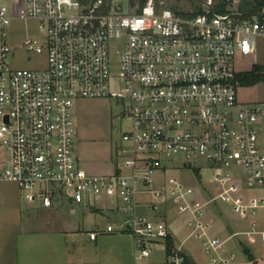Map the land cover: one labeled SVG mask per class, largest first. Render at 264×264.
I'll use <instances>...</instances> for the list:
<instances>
[{"label": "built area", "instance_id": "1", "mask_svg": "<svg viewBox=\"0 0 264 264\" xmlns=\"http://www.w3.org/2000/svg\"><path fill=\"white\" fill-rule=\"evenodd\" d=\"M24 2L18 13L0 0V182L16 183L25 201L43 208L62 196L85 209L114 198L121 219L89 238L131 235L135 264L157 251L164 264H194L184 251L190 238L201 243L207 264H231L225 241L210 235L209 206L221 201L241 219L264 210V198H236L244 188L264 189V101L240 103L234 67L264 37V0ZM18 22L32 25L22 30ZM19 49L44 54L46 68L15 67ZM85 99L121 106L130 123L118 151L130 155L128 171L92 175L79 164L73 108ZM169 163L219 191L168 174ZM139 195L149 196L145 205L155 216L138 212ZM170 202L185 218L179 242L167 220ZM251 226L247 233L264 243V228Z\"/></svg>", "mask_w": 264, "mask_h": 264}, {"label": "rangeland", "instance_id": "2", "mask_svg": "<svg viewBox=\"0 0 264 264\" xmlns=\"http://www.w3.org/2000/svg\"><path fill=\"white\" fill-rule=\"evenodd\" d=\"M8 4L15 12L22 13L24 9V0H1ZM30 25H25L22 22L16 23V28L27 29ZM22 36L12 40L13 44L21 42L24 39L25 32H21ZM29 34H36L31 28ZM255 55L251 59L238 56L234 60V67L239 73L250 71L253 66L264 67V37H256ZM15 67H28L34 70H42L46 68V56L44 54H29L24 49H19L13 58ZM238 98L242 104H253L264 101V82L254 86L240 85L238 90ZM73 120L75 126V151L76 156L83 164H93L96 167L112 158H117L116 149L122 144V134L129 127V120L122 119V108L119 103L114 100L106 99H85L75 103L73 108ZM130 158L129 154H123V159ZM180 156L174 157L172 160L180 161ZM170 168L168 174L177 176L181 180L190 184L194 188L201 191L202 188L212 191L216 194L219 187L207 180H202L199 183L196 173L192 170L180 168L179 165L169 163ZM85 168V167H84ZM23 190L13 182H0V253L2 255H11L12 242L20 234L24 235L30 231L36 232H58L65 230L72 239L73 232H82L95 218V221L104 226L108 221H116L119 214L115 215L108 212L104 216L92 212L94 215H89L92 211L88 208V212L83 213L84 207L80 204H71L64 196L58 202H53L51 208H43L38 202L28 203L22 198ZM208 198L207 195H204ZM238 200L246 203H258L261 198H264V189H242L239 195H236ZM102 209H113L116 206L114 198H102L100 203H96ZM167 213V220L170 226L177 225L180 218L173 210V204L170 202ZM212 211V219L214 226L210 229V235H216L222 240L229 238L224 248L226 255L234 252L236 255L244 253L245 248H251L254 243H263L259 235L247 233L251 231V224L256 222L258 229L264 228V210L258 211V216L255 218L241 219L238 214L234 213L230 205H226L221 201L212 203L209 206ZM75 210V214L71 211ZM95 222V223H96ZM88 224V225H87ZM170 230L176 232L175 226ZM181 230V229H180ZM177 235V239L181 241L187 234V230L183 228ZM232 230L234 233H230ZM236 232H241L235 234ZM81 238L79 236H76ZM186 252L197 262L207 264L209 256L203 252L201 243L195 238H190L184 244ZM228 252V253H227ZM158 257L162 256L157 254ZM162 260V258H159Z\"/></svg>", "mask_w": 264, "mask_h": 264}, {"label": "crops", "instance_id": "3", "mask_svg": "<svg viewBox=\"0 0 264 264\" xmlns=\"http://www.w3.org/2000/svg\"><path fill=\"white\" fill-rule=\"evenodd\" d=\"M118 148L119 146L116 149L117 158L115 160L112 158L108 159L100 167L88 163L83 164L80 159H78V162L92 175H110L120 169L128 171L129 169L125 166L123 154L118 151ZM149 200L148 195H139L137 201L140 203V206L137 210L140 213L155 216L145 205ZM90 210L92 211L89 215H94L92 212L103 216L108 212L115 215L114 213L117 212L119 216L115 222L121 219L117 204L113 209H107L108 211L102 209L98 204L95 207H91ZM87 212L88 209L84 208L83 213L86 214ZM71 213L75 214V210H72ZM179 217L181 218L182 216ZM91 218L92 221L88 222L89 225L87 224L88 226H85L82 232H73V235H71L73 236L72 239L62 229L58 230V232L30 231L24 235L20 234L21 236L16 237L12 242L11 255H2L0 253V264H135V243L133 237L129 234L103 233L99 234L95 240H91L89 238L90 232L96 229L103 231L106 224L111 221L101 226V224L95 221V218ZM182 219L185 221L184 217ZM184 221L179 220L177 225H172L175 226L177 232L173 233L171 231L174 242H179L177 235L181 231H184ZM172 226L169 223V227L171 228ZM232 233L234 232L232 231ZM223 240L226 243L230 239L225 238ZM245 250L248 252L245 253ZM184 251L186 252L185 249ZM159 253L160 255L162 254L160 256L162 260L157 255ZM230 254L235 255L231 264H264V243H254L252 249L245 248L244 253L240 255H236L234 252ZM187 255L194 264H202L194 260L188 253ZM147 264H164L163 253L160 251L154 252L147 261Z\"/></svg>", "mask_w": 264, "mask_h": 264}, {"label": "trees", "instance_id": "4", "mask_svg": "<svg viewBox=\"0 0 264 264\" xmlns=\"http://www.w3.org/2000/svg\"><path fill=\"white\" fill-rule=\"evenodd\" d=\"M238 79L240 85L245 86H254L264 82V67L255 65L250 71L239 73Z\"/></svg>", "mask_w": 264, "mask_h": 264}, {"label": "water", "instance_id": "5", "mask_svg": "<svg viewBox=\"0 0 264 264\" xmlns=\"http://www.w3.org/2000/svg\"><path fill=\"white\" fill-rule=\"evenodd\" d=\"M248 251L247 250H245V253H247Z\"/></svg>", "mask_w": 264, "mask_h": 264}]
</instances>
